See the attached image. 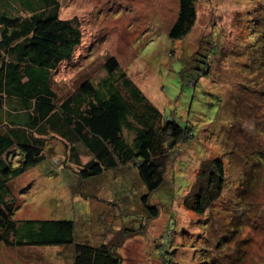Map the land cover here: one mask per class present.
<instances>
[{"label":"rangeland","instance_id":"obj_1","mask_svg":"<svg viewBox=\"0 0 264 264\" xmlns=\"http://www.w3.org/2000/svg\"><path fill=\"white\" fill-rule=\"evenodd\" d=\"M58 2L59 18L75 19L82 34L72 59L53 73L58 97L75 93L84 80L96 86L105 77L104 61L114 58L164 116L176 115L191 126L195 144L183 145L168 160L165 184L149 197L158 211L152 219L136 199L145 188L133 171L105 177L98 184L103 198L83 199L71 187L78 182L71 170L53 164L65 158L53 141L41 164L11 182L15 218L71 220L80 238L91 244L102 239L117 249L122 264H166L161 249L169 264L209 257L214 264H264V0H196L195 26L181 41L168 38L177 0ZM213 39L217 48L210 52ZM218 159L222 192L195 214L184 202L200 163ZM112 182H126L132 190L119 202L106 189ZM236 222L241 223L232 232ZM224 235L229 238L218 244ZM0 264H72L71 249L0 244Z\"/></svg>","mask_w":264,"mask_h":264},{"label":"trees","instance_id":"obj_2","mask_svg":"<svg viewBox=\"0 0 264 264\" xmlns=\"http://www.w3.org/2000/svg\"><path fill=\"white\" fill-rule=\"evenodd\" d=\"M59 7L58 0H0V244L6 248H70L72 264H122L117 249L102 239L91 244V239L80 238V229L76 231L71 220L16 219L12 180L41 164L56 141L65 158L53 164L71 170L78 181L71 187H78L83 199L103 198L98 184L104 185L105 177L133 171L145 188L136 199L155 219L158 211L149 202L150 194L165 184L168 160L192 143L194 135L191 126L176 115L164 116L114 58L104 61L105 77L96 86L84 80L75 93L58 97L53 73L72 59L82 39L75 19L59 18ZM177 8L168 33L172 41L185 39L197 20L196 0H177ZM210 42V52H214L217 42ZM217 60L215 55L213 62ZM257 153L248 157L252 166ZM89 182L97 185L90 189ZM114 183L106 189L120 202L132 189L126 182ZM222 189L220 160H202L185 208L204 213ZM238 207L236 218L240 220L242 208ZM93 220L96 226L102 224ZM165 233L163 242L167 243L171 231ZM159 254L169 264L164 249ZM198 264H214V260L209 257Z\"/></svg>","mask_w":264,"mask_h":264}]
</instances>
